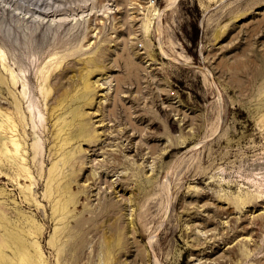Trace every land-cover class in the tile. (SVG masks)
<instances>
[{
    "label": "rangeland",
    "instance_id": "obj_1",
    "mask_svg": "<svg viewBox=\"0 0 264 264\" xmlns=\"http://www.w3.org/2000/svg\"><path fill=\"white\" fill-rule=\"evenodd\" d=\"M167 2L0 0V105L22 104L32 169L0 163V207L42 224L48 264H264V197L239 203L264 170V0Z\"/></svg>",
    "mask_w": 264,
    "mask_h": 264
},
{
    "label": "bare ground",
    "instance_id": "obj_2",
    "mask_svg": "<svg viewBox=\"0 0 264 264\" xmlns=\"http://www.w3.org/2000/svg\"><path fill=\"white\" fill-rule=\"evenodd\" d=\"M178 0H168L166 6L160 11V10H156L155 12L157 14L160 15V13H162V11L168 9V8H171L173 5H176V2ZM140 4V3H139ZM151 5V4H150ZM149 9V8H148ZM157 9V8H156ZM150 11V10H149ZM158 15V16H159ZM145 21V20H144ZM150 20H146L144 23V28L145 30H148L149 29V25H150ZM143 25V24H142ZM160 28V27H159ZM162 28V27H161ZM162 31V30H161ZM146 32V31H145ZM158 32V31H157ZM5 51H3V49L0 47V61L3 63V67L5 68V71L8 70L9 73L11 74L10 78L12 79V82L14 84H17L18 83V78L17 75L18 73L16 72L15 73V70L13 69V66H8V63L7 61L5 62V54L4 53ZM173 58V57H172ZM135 60V59H134ZM57 62V61H56ZM58 63V62H57ZM10 65V64H9ZM56 65V64H55ZM58 65V64H57ZM51 66V64H50ZM205 68V67H204ZM87 69V67H86ZM0 70H1V66H0ZM4 70V69H3ZM206 70V69H205ZM7 71V72H8ZM90 71V70H89ZM6 72V73H7ZM209 74L210 71H209ZM3 75V73H2ZM8 76V75H7ZM46 77V74L45 76ZM47 77H48V74H47ZM213 77V76H212ZM5 78V76L3 77V79ZM88 78V77H87ZM6 79V78H5ZM9 79V78H8ZM22 79V78H21ZM213 79V78H212ZM0 80H2V78H0ZM94 80V79H93ZM3 81V80H2ZM8 81V80H7ZM97 81V80H96ZM6 82V81H5ZM25 82V81H24ZM23 82V83H24ZM93 82V81H92ZM92 82L90 80H87L85 81V87L87 89V91L91 90L93 88L92 86ZM45 83V82H44ZM43 83V84H44ZM95 83V81L93 82ZM1 84V82H0ZM8 84V83H7ZM216 84V83H215ZM24 85V84H22ZM27 84L25 83L24 88ZM94 85V84H93ZM97 85V83H96ZM7 86V85H6ZM9 86V85H8ZM7 86V87H8ZM11 86V85H10ZM15 86V85H14ZM46 87V86H44ZM43 87V88H44ZM217 87V86H216ZM9 88V87H8ZM218 88V87H217ZM216 88V89H217ZM23 89V90H24ZM12 90V88H11ZM23 90H21V92H23L24 94L22 95H25L26 94V91L24 92ZM47 90V88H46ZM14 91V90H13ZM48 91V90H47ZM93 91V90H92ZM45 92V90H44ZM91 92V91H90ZM220 92V91H219ZM11 93V92H10ZM87 93V92H86ZM94 93V91H93ZM218 93V92H217ZM85 94V93H84ZM92 95V94H91ZM26 96V95H25ZM24 96V97H25ZM3 97V96H2ZM23 97V98H24ZM7 98V97H6ZM26 98V97H25ZM88 98V97H87ZM90 98V97H89ZM1 99V98H0ZM219 99V97H218ZM18 100V98H17ZM20 100V99H19ZM18 100V101H19ZM88 100V99H87ZM220 101V100H219ZM4 102V101H3ZM17 102V101H16ZM222 102V101H220ZM0 103H1V100H0ZM4 104V103H3ZM15 103H13L14 105ZM21 103L20 102H17L16 106L14 107L15 110H12L11 109H3L2 106L0 105V163H8L9 165H11V167H14L15 169V174L12 175L13 178H15V180H17V182L20 180L22 182V179H26V178H30L31 177V172H32V169H30L29 165H28V161H27V146H26V137H25V130H27L26 128V121H25V117H24V113H23V110H22V104L20 105ZM222 104V103H221ZM5 105V104H4ZM8 106V105H7ZM81 106V105H80ZM27 107L29 108L30 107V104L27 105ZM54 107V105L52 106ZM6 108V107H5ZM8 108V107H7ZM81 108V107H80ZM25 109V108H24ZM30 109V108H29ZM60 109V108H59ZM62 109V108H61ZM79 109V108H78ZM222 109V108H221ZM66 111V110H65ZM81 111V110H80ZM83 111V110H82ZM57 112V111H56ZM88 112V111H87ZM221 112V110H220ZM79 114V112H77ZM76 113V114H77ZM81 114V113H80ZM84 112L81 114L83 115ZM221 114V113H220ZM32 115V114H31ZM34 115V114H33ZM51 115V114H50ZM53 115V114H52ZM57 115V114H56ZM59 115V114H58ZM264 115V114H263ZM35 116V115H34ZM221 116V115H220ZM52 117V116H51ZM57 117V116H56ZM84 117V116H83ZM79 118V116H78ZM221 118V117H220ZM33 119V118H32ZM66 119V118H65ZM71 119V118H70ZM84 120V119H83ZM221 120V119H220ZM86 121V120H84ZM56 122V120H55ZM54 122V123H55ZM59 122V120L57 121ZM64 122V121H63ZM88 122V121H86ZM95 122V121H94ZM78 123V122H77ZM34 124V123H33ZM60 124V123H59ZM20 125H22V129L20 131V129L18 127H20ZM56 125H58L56 123ZM76 125V124H75ZM78 126V124H77ZM57 127V130H56V135L57 136H60V139L57 143L54 142V143H57L55 145H59L60 147H64L66 146L70 141H71V132L70 131H64L63 133L61 132L62 129L59 128L58 126ZM74 127V126H73ZM35 128V127H34ZM69 128V127H68ZM80 128V127H79ZM18 129L20 132H24V134L22 135L20 132H18ZM71 129V128H70ZM67 130V128H66ZM76 130V129H75ZM90 130V129H89ZM91 132V131H90ZM28 133V132H27ZM88 133V132H87ZM98 134H100V131L97 132ZM104 134V131L102 132ZM61 134V135H60ZM71 134V135H70ZM91 134V133H90ZM28 137V136H27ZM54 138V136H53ZM36 141V140H35ZM77 142V141H76ZM75 142V143H76ZM72 143V142H71ZM35 146H37V144L34 142ZM39 144V143H38ZM70 145V144H69ZM73 145V144H72ZM77 145V144H76ZM39 148V146H37ZM36 147V148H37ZM58 147V146H57ZM80 147V146H79ZM37 148V149H38ZM59 148V147H58ZM66 148V147H65ZM64 148V149H65ZM75 150V149H74ZM53 151H54V148H53ZM56 151V150H55ZM54 151V152H55ZM58 151V150H57ZM60 151V150H59ZM52 152V151H51ZM65 153V152H64ZM72 153V152H71ZM57 154V153H55ZM62 155V153H61ZM57 156V155H56ZM59 156H57L58 158ZM66 157V156H65ZM57 158H54L57 159ZM63 158V155L61 157V159ZM67 158V157H66ZM72 158V157H71ZM64 159V158H63ZM34 161V160H33ZM58 161L55 160V162ZM54 162V161H53ZM59 162V161H58ZM56 163H53V168L52 169H55V165ZM66 164V163H65ZM74 164V163H73ZM72 164V165H73ZM3 165V164H2ZM5 165V164H4ZM39 165V164H38ZM70 165V164H69ZM60 166V165H59ZM58 165L56 167H59ZM65 166V165H64ZM68 166V165H67ZM1 167V165H0ZM52 167V166H51ZM50 167V169H51ZM62 168V167H61ZM3 169V168H2ZM51 169V170H52ZM5 170V169H4ZM13 170V169H12ZM57 169L54 170V172L56 171ZM62 170V169H61ZM40 171V170H39ZM8 172V171H7ZM44 172V171H43ZM59 173L60 170L58 171ZM58 172H56L58 174ZM64 172V171H63ZM2 174V170H0V175ZM10 174V173H9ZM55 175L58 176V175ZM257 176L253 177L252 179V183L255 185L254 188H247V189H243L241 190L242 192L239 193V196L241 198V200H239L241 204H246L248 202H250L251 200H255L256 198H259V199H262V197H264V170L263 171H260V172H257ZM52 175H53V172H52ZM62 175V173H61ZM22 176H24L22 178ZM34 176V175H33ZM32 176V177H33ZM50 176V175H49ZM48 176V177H49ZM60 176V175H59ZM20 177V179H19ZM50 179V178H49ZM52 179V177H51ZM50 179V181H52ZM55 180V179H54ZM59 180V179H57ZM19 181V183H20ZM48 180V182H50ZM61 181V177H60V180ZM25 182V181H24ZM31 183H33L32 181H29V183H26V185H24V187L22 189H24L26 192H23L24 195H25V198L27 200H32L34 198H36V196L33 197L30 196V191L32 190L31 188ZM53 183V182H51ZM51 183H48V184H51ZM49 188V187H48ZM53 188V187H52ZM29 189V190H28ZM22 190V191H24ZM27 190L29 192H27ZM54 190V189H53ZM4 191L3 189L0 188V194H2ZM32 192V191H31ZM52 193V189H51V192ZM49 193V195H50ZM29 194V195H28ZM33 194V192L31 193ZM55 195V194H53ZM56 196V195H55ZM33 197V198H32ZM50 197V196H49ZM7 198V197H6ZM55 199H58V198H55ZM54 199V200H55ZM258 199V200H259ZM35 200V199H34ZM53 200V201H54ZM59 201V200H58ZM57 202V201H56ZM3 203V202H2ZM253 203V202H252ZM240 205V204H238ZM243 205V206H244ZM250 205V203H249ZM3 206V204H2ZM241 207V206H240ZM254 207V206H252ZM70 208V207H69ZM242 208V207H241ZM259 211L256 213V210L257 209H251V212H250V219L254 221V225L257 224V225H264V206H260L259 207ZM19 214H18V217L15 216V218L17 217V219H14L12 220L11 217L8 216L7 212L2 209L0 207V264H48V259L47 257L45 256V253H44V249L40 243V240L38 239V237L41 235L42 233V224H39L37 222H35V219L30 217L29 215H27L26 213L22 212L21 209H19ZM56 210V209H55ZM64 210V209H63ZM241 210V209H240ZM61 214H63L62 212H60ZM58 213V214H60ZM67 213V212H66ZM230 215V214H229ZM57 216V215H56ZM59 216H62V215H59ZM228 216V215H227ZM231 216V215H230ZM234 217V216H233ZM59 219V218H58ZM228 221V219H227ZM240 221V220H239ZM253 223V222H252ZM134 225V224H133ZM59 227V226H57ZM261 227V226H260ZM61 228V227H59ZM58 229V228H57ZM251 236V234H250ZM249 237V239L251 240V237ZM56 237V236H55ZM58 237V235H57ZM56 237V239H57ZM154 237V236H153ZM152 237V238H153ZM247 237V238H248ZM53 238V237H52ZM59 238V237H58ZM59 240V239H58ZM154 240V239H153ZM239 240V239H238ZM242 240V239H241ZM52 241V239H51ZM62 241V240H60ZM64 241V240H63ZM246 241V240H245ZM50 242V241H49ZM243 244V243H242ZM61 245V244H59ZM58 245V246H59ZM257 245H261L260 242L257 243ZM64 246V245H63ZM62 246V247H63ZM61 247V248H62ZM254 248V247H253ZM242 250H244L246 256L245 258L249 257V256H259L257 255L258 252L256 251L257 249L253 250L252 248L248 249V248H243ZM241 250V252H242ZM218 251V250H217ZM224 251V250H223ZM226 251V250H225ZM221 253V252H220ZM226 254V253H224ZM223 254V255H224ZM221 255V254H219ZM222 255V256H223ZM229 255V254H228ZM218 257V256H217ZM225 257V255H224ZM215 259V258H214ZM217 260V264H224L223 263V259H221V257L219 256ZM215 259V260H216ZM248 259V258H247ZM251 259V258H250ZM156 261V264H162L160 262V260L158 258L155 259ZM259 261H263L262 258L258 259V262ZM244 262V261H243ZM248 262V260H247ZM215 263V264H216ZM226 263V262H225ZM246 263V261H245ZM241 264V263H240Z\"/></svg>",
    "mask_w": 264,
    "mask_h": 264
}]
</instances>
